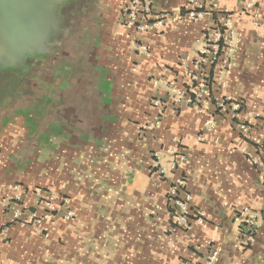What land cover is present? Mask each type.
Masks as SVG:
<instances>
[{
	"label": "crops",
	"instance_id": "1",
	"mask_svg": "<svg viewBox=\"0 0 264 264\" xmlns=\"http://www.w3.org/2000/svg\"><path fill=\"white\" fill-rule=\"evenodd\" d=\"M69 1L59 7L57 26L42 50L0 66V264H203L211 241L221 250L215 264H264V173L251 163L253 146L238 128L247 112L256 115L251 133L264 127V0H256L258 20L245 17L236 24L226 85H215L206 105L189 104V113L195 107L207 115L178 145H194L197 151L188 170L178 167L193 215L188 228L177 231L167 190L155 206L141 202L149 195L152 173L162 166L160 156L153 155L158 163L149 166L151 171L117 169L115 181L105 177L107 164L99 161L113 151V141L119 143L121 120L140 125L134 119L138 110L151 119L150 107L167 104L173 94L165 90L159 96L153 88L175 86L185 93L188 75L182 73L198 57L212 19H181L143 34L140 40L148 50L137 56L134 33L122 25L129 0H76L83 10L78 19L61 15ZM242 1L221 0V5L238 14ZM154 10L185 13L187 0H156ZM36 59L42 67L27 73ZM165 71L171 78L157 75ZM237 83L247 95H235ZM221 101H226L225 111L218 107ZM236 104L242 111H235ZM174 115L184 112L174 110ZM213 126L214 134L207 135ZM134 145L127 141L125 151L131 153ZM221 159L240 179L230 181L220 166L208 178L212 184L204 175V187L190 180L201 164L211 161L215 167ZM115 160L114 154L113 167ZM70 211L75 217L64 219ZM33 213L47 216L42 228L32 221ZM251 217L258 229L248 242Z\"/></svg>",
	"mask_w": 264,
	"mask_h": 264
},
{
	"label": "built area",
	"instance_id": "2",
	"mask_svg": "<svg viewBox=\"0 0 264 264\" xmlns=\"http://www.w3.org/2000/svg\"><path fill=\"white\" fill-rule=\"evenodd\" d=\"M156 0H129L123 7L122 25L132 31V41L136 47L137 56L147 53L140 36L143 34L158 32L166 25L177 22L181 19L189 21H203L210 17L212 25L207 28L204 36V44L199 51L198 57L194 60L190 70L187 72L188 83L184 86L185 93L182 95L190 101L189 104L206 105L212 99V88L215 85L224 87L226 85L225 77L233 68L235 41L238 33L236 24L245 17H252L253 20L260 18L259 9L256 0H243L242 10L238 14L229 8L221 5V0H187V10L185 13H168L155 12ZM257 23V22H255ZM198 90H202L200 95ZM226 101L218 103L221 111H225ZM235 111H242L241 104L234 106ZM235 119L237 115L234 113ZM256 115L244 113L243 120L238 124L242 134L249 138L253 146V152L250 155L251 163L264 173V127L251 133ZM212 126V125H211ZM159 166L157 172L160 170ZM179 165H176L172 171H176ZM179 178L184 181L177 184L172 183L170 186L173 192L168 191L169 205L173 208L176 224L172 227L173 231L180 228H188L192 220V210L190 206L191 196L187 192L185 178L180 175ZM39 191V190H38ZM202 213L199 214V220L202 221ZM47 216L33 213L32 221L42 228ZM75 217L73 211L68 212L64 219L72 220ZM247 231L249 234L248 242H253V236L257 232L255 218L251 217L246 220ZM208 254L203 264H215L220 256V246L208 243Z\"/></svg>",
	"mask_w": 264,
	"mask_h": 264
},
{
	"label": "clouds",
	"instance_id": "3",
	"mask_svg": "<svg viewBox=\"0 0 264 264\" xmlns=\"http://www.w3.org/2000/svg\"><path fill=\"white\" fill-rule=\"evenodd\" d=\"M157 75H166L169 78L172 76L171 73L166 71L157 72ZM182 75H189L187 73V69H185ZM261 83L264 85V81ZM236 88L237 91L235 95L237 97L239 95H247V93H244L243 85L237 83ZM165 90L171 91L173 94L167 98V104L163 106L156 105L155 107H150V110L153 113L151 119L144 117L143 113L138 110L134 119H140L142 121L140 125L125 123L124 120H121L122 127L120 129V136L118 137L119 143H117V141H113V145H115L113 151L109 152L107 158L99 161L101 164H107V170L104 174L105 177L108 179H114L115 181L120 179L119 175H113L116 173L117 169L127 171L130 174H134L137 168L142 172L151 171L149 166H156L158 163V161L153 160V155L160 156V163H162V166L158 172L152 173L151 187L148 189L149 195L147 197H141V202L151 203L154 206L164 195L166 190L174 193V189L170 186L172 183L179 186V184L184 182L179 178L180 169H177L175 174L172 169L175 168L176 165H180L184 170H188L191 158L197 149L194 145H190L188 149H181L178 145L184 143L190 134H195L197 127L196 120L204 119V116L207 115L206 111L198 110L195 107H193L189 113L190 101L181 93H177L175 86L170 89H164L161 87L160 91H157L156 88L152 89L153 93L159 96H162ZM198 92L200 95H203L202 90H198ZM173 101H175V103H173ZM123 110L129 111L130 109L128 107H124ZM174 110H182L184 112V116L177 117L174 115ZM156 113H159V115L157 116ZM142 127L148 130L142 132ZM201 127H203V125H201ZM213 134L214 126L208 130L207 135ZM181 136H183L184 139H181ZM206 138L207 136L200 137L199 139ZM127 141L135 142L131 153L125 151ZM216 147L220 150L219 145ZM104 150L107 151V149ZM114 154L116 155L115 167H113V163L109 162ZM197 164H200V161H197ZM220 166L227 169L226 175L230 181L235 182V180L240 179V177L232 175L235 168H228V162L221 159L215 167H213L211 161L201 164L198 169L190 172V180H192V182L197 186L204 187V185L200 184V176L204 175L207 183L212 184L213 180H209L208 178L211 177ZM164 177H167L168 179L165 180ZM214 181L216 186L222 182L220 180L219 173H217L214 177ZM245 184H247V181H245ZM261 186H264V179H262ZM157 189H159V191H157ZM125 199L129 198L125 197ZM130 199L134 205L135 198L133 197ZM199 199L205 200L206 197L201 196ZM165 251H167V249H165ZM208 264H211V261H209Z\"/></svg>",
	"mask_w": 264,
	"mask_h": 264
},
{
	"label": "water",
	"instance_id": "4",
	"mask_svg": "<svg viewBox=\"0 0 264 264\" xmlns=\"http://www.w3.org/2000/svg\"><path fill=\"white\" fill-rule=\"evenodd\" d=\"M65 0H0V66L42 50Z\"/></svg>",
	"mask_w": 264,
	"mask_h": 264
},
{
	"label": "flooded vegetation",
	"instance_id": "5",
	"mask_svg": "<svg viewBox=\"0 0 264 264\" xmlns=\"http://www.w3.org/2000/svg\"><path fill=\"white\" fill-rule=\"evenodd\" d=\"M76 0H70L69 2L66 3V5L62 8H61V15H63V17H68L70 13H72V17L73 19H78L80 18V12H83L82 9L79 8V6L77 5V3L75 2ZM32 62L30 61L29 62V71H27V73H30V70H32L33 68H36V67H42L41 64H38V59H36L33 64H31ZM41 65V66H40ZM44 65V63H43ZM27 73H25L24 75H18L17 76V80H21L22 76L24 78L27 77ZM16 78V77H14ZM13 78V81H15V79Z\"/></svg>",
	"mask_w": 264,
	"mask_h": 264
}]
</instances>
